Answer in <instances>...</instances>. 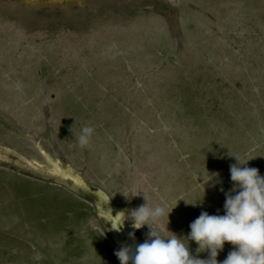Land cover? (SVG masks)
<instances>
[{"label":"rangeland","instance_id":"1","mask_svg":"<svg viewBox=\"0 0 264 264\" xmlns=\"http://www.w3.org/2000/svg\"><path fill=\"white\" fill-rule=\"evenodd\" d=\"M0 149L186 237L225 214L233 157L264 177V0H0ZM96 204L0 165V264H120Z\"/></svg>","mask_w":264,"mask_h":264},{"label":"clouds","instance_id":"2","mask_svg":"<svg viewBox=\"0 0 264 264\" xmlns=\"http://www.w3.org/2000/svg\"><path fill=\"white\" fill-rule=\"evenodd\" d=\"M93 132L90 126L80 129L76 139L81 148L89 145ZM233 158L237 163L230 166L233 188L226 193L225 214L201 213L190 224L191 231L186 237H178L168 228L171 235L161 232L159 221L165 216L169 220L174 209L168 212L166 206L150 207L146 196V205L120 213V225L131 221L135 230L145 226L150 230L143 243L125 245L115 252L120 264H264V177L257 169L247 166L250 160ZM129 236L134 238V233ZM190 242L198 245V252H207L209 258L194 257ZM226 243L234 250L218 262Z\"/></svg>","mask_w":264,"mask_h":264},{"label":"water","instance_id":"3","mask_svg":"<svg viewBox=\"0 0 264 264\" xmlns=\"http://www.w3.org/2000/svg\"><path fill=\"white\" fill-rule=\"evenodd\" d=\"M46 159L49 161L52 169L43 171L41 165H39L38 163H31L23 156H20L10 150L0 149V165L13 168L22 173H27L32 177L38 178L43 181L52 182L64 186L77 195L94 196L97 200L96 208L98 210V215L105 220V223L107 225V232L113 243L119 250L122 246H131L129 245V240H131V237L129 236L130 232L126 227L125 222L123 223V225H120V222H118V219H120V217L118 216L123 211H120L114 206L109 196L99 189L92 191L91 188L79 175H74V173H64L61 171L57 163L50 160L47 156ZM117 228H119L120 230L118 231ZM124 232H127V234L125 235ZM122 235H124L125 239L128 241L127 244L122 240ZM132 240L135 244L140 243L135 238H133Z\"/></svg>","mask_w":264,"mask_h":264},{"label":"bare ground","instance_id":"4","mask_svg":"<svg viewBox=\"0 0 264 264\" xmlns=\"http://www.w3.org/2000/svg\"><path fill=\"white\" fill-rule=\"evenodd\" d=\"M57 168H58V167H57ZM118 222H120V219H118ZM116 225H117V223H116ZM116 227H117V226H116ZM124 233H125V235L127 234V232H124ZM122 236H123L122 240L127 244L128 241L125 239V236H124V235H122ZM132 239H133V238L131 237V240H129V241H130L129 245L134 246L135 243H134V241H133Z\"/></svg>","mask_w":264,"mask_h":264}]
</instances>
